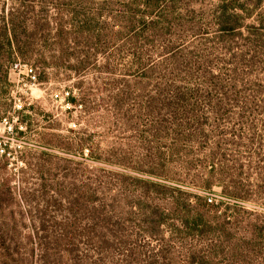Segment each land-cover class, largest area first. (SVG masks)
I'll return each instance as SVG.
<instances>
[{
	"label": "rangeland",
	"instance_id": "obj_1",
	"mask_svg": "<svg viewBox=\"0 0 264 264\" xmlns=\"http://www.w3.org/2000/svg\"><path fill=\"white\" fill-rule=\"evenodd\" d=\"M66 2L0 54V264H264V0Z\"/></svg>",
	"mask_w": 264,
	"mask_h": 264
},
{
	"label": "trees",
	"instance_id": "obj_2",
	"mask_svg": "<svg viewBox=\"0 0 264 264\" xmlns=\"http://www.w3.org/2000/svg\"><path fill=\"white\" fill-rule=\"evenodd\" d=\"M105 1L107 2H104V4H107L108 0ZM131 1L133 4L137 3V0ZM56 2H58V0H14L13 3H15V6H11L8 11H5L4 14L0 16V30L2 31L0 33L1 56H3L5 59L9 57L12 58L13 56H19L23 58L27 57V55L30 53V39L34 36L32 32L34 28L40 32H43V28H48L50 21H52L51 17L48 15V12H45L43 16H36L32 18L31 15L35 4L37 3L41 8L49 9L50 7H55L54 5H56ZM138 2H140L146 8V11H152L157 7H164L163 0H138ZM60 4L62 6L64 5L63 3ZM95 4V0H67L65 3L67 8H69L70 5H77L76 8L79 9V12L77 13H73L71 9H69V11H65L66 14L70 16L69 20L72 17L73 21H77L75 31L78 37H84L87 35L94 37L98 36L101 32V29L107 27V24L101 20L103 18L99 16L97 8L95 11L91 12V7H93ZM59 19L62 20L61 17H59ZM29 21L31 24H28ZM55 24L58 30L57 40L55 43L58 44V53L62 54V52H59L62 50V38H67L64 35L69 34L68 31H70V28H68L69 30H66L63 21H57ZM106 209V206H99V221L105 220L107 215ZM179 228H185V225L181 220H179L177 229ZM97 237L98 242H104L108 236L107 234H101ZM70 244L72 245V243ZM99 253H101V251Z\"/></svg>",
	"mask_w": 264,
	"mask_h": 264
}]
</instances>
